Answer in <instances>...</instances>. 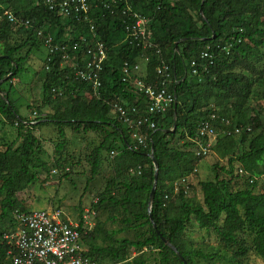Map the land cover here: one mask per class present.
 I'll use <instances>...</instances> for the list:
<instances>
[{
	"label": "trees",
	"instance_id": "1",
	"mask_svg": "<svg viewBox=\"0 0 264 264\" xmlns=\"http://www.w3.org/2000/svg\"><path fill=\"white\" fill-rule=\"evenodd\" d=\"M103 1L88 0L87 18L79 22L74 17H61L42 0H0V14L9 9L31 21V27L26 28L2 17L0 81L8 74L10 80L26 72L30 54L43 46L36 29L51 35L52 46L57 43L66 48L48 52L43 58L41 105L37 109L48 105L51 113L36 117L34 124L19 114L14 98L0 83V124L17 132V141L0 142V264L9 259V249L17 254V248L4 237L15 231V215L32 210L17 193L49 183L52 167L59 171L57 184L76 172V164L69 157L63 158L65 126L81 130L82 136L96 132L100 138L88 161L87 182L98 173L102 152L116 150L111 158L113 172L96 193L97 200L89 204L96 213V224L83 239L91 256L101 262L131 258L132 264H184L179 255L186 264L210 262L212 253L188 245L184 238L193 215L199 228H213L224 252L238 250L231 257L216 251L218 259L242 264L235 256L247 253L239 237L244 233L251 235V249L264 263V187L254 190L249 177L234 174V163L251 175L264 171V115L262 108L250 103L257 95L264 98V0H128L133 11L148 18L153 46L146 49L120 42L125 34L124 16L111 14ZM99 43L106 57L101 64V84L93 88L72 72L82 69V62L91 56L88 46ZM229 43V50L222 49ZM206 46L214 55L212 63L199 57ZM65 51L76 56L66 62L60 57ZM142 53L150 56L141 77L145 83L159 84L155 67L160 60L170 65L177 81L170 86L176 96V117L173 119L174 106L163 115H155V128L144 125L140 129V133L146 132V140L139 145L132 141L130 129L109 112L113 100L120 97L144 108L149 104L146 95L135 93L122 80L124 61H137ZM193 59L196 73L190 69ZM27 107L33 109V105ZM212 113L229 120V124L217 120L216 128L233 130L238 126L242 131L240 135L217 136L212 148L227 159V168L220 169L230 175L220 178L215 174L213 179L199 181V202L187 194L185 186H179L177 193L173 190L176 182L192 173L200 158L192 150L198 140L197 127ZM43 124L57 127L51 165L45 159L44 141L35 132ZM180 129L187 136L186 149L170 145L168 137L173 138ZM151 150L158 163V178L148 212L154 177L148 154ZM216 167L213 165L214 170ZM235 181L240 186L232 188Z\"/></svg>",
	"mask_w": 264,
	"mask_h": 264
},
{
	"label": "built area",
	"instance_id": "2",
	"mask_svg": "<svg viewBox=\"0 0 264 264\" xmlns=\"http://www.w3.org/2000/svg\"><path fill=\"white\" fill-rule=\"evenodd\" d=\"M49 9H57L61 17H74L80 22L82 18H87L90 3L88 0H42ZM104 6L110 10L111 14L124 16L121 22L124 24V37L120 42H128L132 46H141L143 49L152 47L147 28L148 18L131 9L128 0H104ZM3 15L14 25H22L30 27L31 21L27 18L17 17L10 11H4ZM39 36L42 35V30H37ZM43 42L48 47L49 52L55 49H65L63 45L52 46L53 40L50 35H44ZM84 41V38H81ZM77 43H75V46ZM232 44L224 46L222 49L229 50ZM88 46V45H87ZM207 49L202 50L199 54L201 59H208L210 63L213 62L214 55ZM157 52H159L157 50ZM87 53L91 54L82 62L83 68H75L72 74L80 76L82 79L92 84L93 88H97L101 84L102 61L106 57V52L103 49L102 43L98 46L90 48L88 46ZM76 55H70L66 51L61 53L60 57L66 60ZM144 62L149 60V56L141 55ZM65 61L63 63L66 64ZM195 59L190 63L193 67L192 72L195 73L197 69ZM142 67L136 61H124L123 63V77L129 88L135 93H142L149 99V104L145 109H139L136 106H130L128 102L120 104L113 103V109L123 123L133 128L132 136L136 138L138 143H142L144 136L139 134V128L147 125L148 128H154L155 123L150 119L152 115H163L168 111L176 100L175 93L169 88L170 84L177 81L172 76L170 65L163 60L155 67L157 75L161 76L159 84L145 83L140 77L135 76L144 75L141 73ZM217 117L211 114L208 119L200 122L198 126V134L201 141H198L195 150L196 155H206L216 138L217 130L215 128V121ZM221 122L228 124L229 121L224 118H219ZM247 131L250 130L248 126ZM242 129L235 126L233 132L239 134ZM223 133L229 131L223 130ZM238 174H243L242 169H238ZM249 181L256 182L258 188L264 187V172L256 175H250ZM89 210L86 209L82 215L83 226L90 227ZM17 225L12 234H5L4 237L8 242L13 244L17 249V254H14L11 249L8 250L9 259L1 264H101L95 257L91 256L87 250L86 245L82 242L80 231L78 230L79 223L73 222L67 218L61 219L59 210L47 212L43 209L31 210L29 213L16 214Z\"/></svg>",
	"mask_w": 264,
	"mask_h": 264
},
{
	"label": "rangeland",
	"instance_id": "3",
	"mask_svg": "<svg viewBox=\"0 0 264 264\" xmlns=\"http://www.w3.org/2000/svg\"><path fill=\"white\" fill-rule=\"evenodd\" d=\"M46 49L44 46L33 51V55L30 54L25 66L27 70L25 73L20 74L18 77H11L10 74L0 83L2 87L10 93V98H14L15 105L18 108L19 114L27 119L34 118L32 114L33 110H36L37 116L51 113L50 106L41 105L42 96V84H41V68L43 66V58L45 56ZM32 55V56H31ZM264 63V57L261 59V63ZM10 75V76H9ZM8 80V81H6ZM195 88V87H194ZM3 94V93H2ZM256 108H262V114L264 115V98L261 99L260 95L250 99V103H253ZM27 105H33L34 109H30ZM109 114H112L111 111ZM66 134V147L64 149L63 158L68 157L75 163L74 169L76 172L71 174L67 179H62L60 184H57L59 171L53 172L51 168V178L49 183L43 187L39 185H33L25 189L23 192L17 193L18 197L24 200L25 206L30 209H47L51 207H58L61 209L64 215L68 216L73 222H75L78 210L87 208L91 204L92 200L96 197V193L102 190L105 184L106 178L112 174V161L109 157L110 152H102V160L100 163V169L91 182H87L86 179L89 176V160L92 159V150L100 142V138L96 132L83 133L81 130H74L71 127L65 126ZM56 130V131H55ZM40 138L44 141V147L46 150L45 159L51 165L54 158V143L56 140L57 127L51 124H43L36 128L35 131ZM17 132L15 128L9 125L0 124V142L17 141ZM169 138L170 145L177 148L186 149L187 136L180 129L173 138ZM116 150H114L115 154ZM217 164L215 170L213 165ZM197 170L193 171L184 182H177L178 186L187 187V194L195 197L199 202L202 200V193L200 189L199 181L206 179H213L215 174H218L220 178L229 177L228 173L221 170V167L227 168V159L219 155L217 150H212L211 153L205 157L196 160L195 164ZM234 169V168H233ZM232 175V174H231ZM52 181H54L52 183ZM51 183V184H50ZM47 186V187H46ZM240 184L235 181L232 188H236ZM45 189V191L43 190ZM95 194V195H94ZM7 221L5 226L7 227ZM239 237L243 239V246L247 248L245 255L235 256L242 264H264L262 260L253 253L251 249L252 240L251 235L239 233ZM184 238L188 242V245L201 249L204 253H212L210 262L205 264H231L225 260L218 259L215 255L216 251L224 252L220 246V241L213 228H199L194 221L192 215L191 220L187 223ZM237 249L225 250L226 256H232ZM131 258L126 260L109 261L103 260L104 264H132Z\"/></svg>",
	"mask_w": 264,
	"mask_h": 264
},
{
	"label": "clouds",
	"instance_id": "4",
	"mask_svg": "<svg viewBox=\"0 0 264 264\" xmlns=\"http://www.w3.org/2000/svg\"><path fill=\"white\" fill-rule=\"evenodd\" d=\"M4 11H10L11 13H13L11 10H9V9H5V10H3V12H2V14H0V21H1V19H2V17L3 16H5V15H3V13H4ZM14 14V13H13ZM15 15V14H14ZM16 16V15H15ZM23 15H20L19 17H22ZM6 17V16H5ZM18 17V16H17ZM13 24V23H12ZM14 25V24H13ZM30 27H31V25H30ZM27 28H29V27H27ZM42 28H40V29H36V36L38 37V38H41V39H43V37L42 36H44V35H49V34H44L43 33V31H42V35L41 36H39L38 34H37V30H41ZM34 30H35V28H34ZM149 32V36H150V38H151V31L149 30L148 31ZM51 36V35H50ZM53 39V38H52ZM151 43H152V41H151ZM43 46H44V48L46 49V53H45V56H47V54H48V52H49V49H48V47L44 44V42H43ZM152 46H153V43H152ZM139 47V46H138ZM141 47V46H140ZM207 47L208 46H206V49H207ZM210 47V46H209ZM148 48H150V47H148ZM144 49H146V48H144ZM203 50H205V49H203ZM208 50H209V48H208ZM202 51V50H201ZM200 51V52H201ZM210 51V50H209ZM141 55H143V56H146V55H148V54H144V53H142ZM139 56L138 57V59H137V61L136 62H138V63H140V66L142 67V71H141V73H143V74H145V68H146V65H147V63L149 62V60L147 61V62H144V59H142V58H140V57H142V56ZM149 56V55H148ZM149 59H150V56H149ZM214 59V58H213ZM196 64V63H195ZM63 65H65V63H63ZM195 67V66H194ZM204 67H205V65H204ZM190 69L192 70L193 69V67H191L190 66ZM197 72V71H196ZM195 72V73H196ZM142 76H144V75H142ZM142 76H137V78L138 77H142ZM157 76H159V75H157ZM172 76L175 78V75H174V73L172 74ZM143 81H144V78H141ZM160 80H161V76H160ZM176 80V79H175ZM174 84V83H173ZM172 84H170L169 85V88H170V86H171ZM125 101L126 102H128L126 99H124V98H122V97H120V98H117V99H115V100H113V103L114 102H118V103H120V104H124L125 103ZM113 103L111 104V109H110V111H111V113L112 114H110L112 117H117V119H118V121L121 123V124H123L124 126H126V127H128L129 129H130V133H131V139H132V141H135L136 140V138H134L133 136H132V133H133V128L132 127H129L126 123H123L122 121H121V119L119 118V116H118V114H116L115 112H114V109H113ZM129 104H130V106H136V107H138L139 109H145L144 107H142L141 105H137V104H131L130 102H128ZM174 105H176V100H175V102L173 103V106ZM34 109V108H33ZM174 109V108H173ZM176 109V108H175ZM174 111V110H173ZM167 112V111H166ZM165 112V113H166ZM110 113V112H109ZM32 114L34 115V118H32V119H30V118H28V123L29 124H34L35 122H37V120H35V118L36 117H40V114L37 116V112H36V110H33L32 111ZM212 114H215V113H212ZM216 115V114H215ZM155 115H152L151 117H150V119L152 120V118L154 117ZM175 117H176V114H173V119H175ZM216 117H217V120H219V118H218V116L216 115ZM221 119V118H220ZM216 120V121H217ZM228 120V119H227ZM153 121V120H152ZM215 121V122H216ZM220 121V120H219ZM229 121V120H228ZM221 122V121H220ZM155 123V122H154ZM221 123H224V122H221ZM175 124V123H174ZM229 124V123H228ZM214 125H215V123H214ZM144 126V125H143ZM142 126V127H143ZM199 126V125H198ZM142 127H140L139 128V134H141L142 136H144V140H143V142L142 143H138L139 145H141V144H144V142H145V140H146V132L145 133H140V129L142 128ZM174 127V125H172V128ZM217 126H215V128H216ZM155 128V127H154ZM171 128V129H172ZM150 129V128H149ZM170 129V130H171ZM226 130V131H229V133H223V130ZM234 129V128H233ZM216 130H217V135H216V138H214V140H213V144L210 146V149H209V151L207 152V154L206 155H208L209 153H211L212 152V150H213V148H212V146L216 143V141H217V136L218 135H229V134H236V133H234L233 132V130H231V129H227V128H221V129H219V128H216ZM250 131V130H249ZM241 133V132H240ZM240 133L239 134H236V135H240ZM197 136H198V140H196V146L192 149V150H194V153H195V150H196V148H197V143H198V141H201V138L199 137V134H198V127H197ZM137 141V140H136ZM138 142V141H137ZM133 147H135V146H133ZM152 151V150H151ZM110 152V155H109V157L110 158H112V156L114 155V150H110L109 151ZM206 155H203V156H199V155H196V153H195V156H198V157H200V158H202V157H205ZM238 164L237 163H234V166H235V171H234V174L235 175H238V176H240V177H243V175H246L247 177H251L250 175L251 174H249L248 172H245V171H243L244 173L243 174H238L237 173V171H238V169L239 168H237L236 166H237ZM197 170V168H196V166L193 168V170H192V172L193 171H196ZM53 172H57V170H53ZM264 172V171H263ZM262 172V173H263ZM259 174H261V173H259ZM259 174H256V175H259ZM189 176V175H188ZM188 176H186V177H184V178H182L181 179V182H184L185 180H186V178H188ZM248 181H249V178H248ZM177 183V182H176ZM176 183H175V188H174V190H173V193H177L178 192V185H176ZM249 183H251L250 181H249ZM252 184H254V190H259L260 188H258L257 187V185H256V182H252ZM185 187H186V189H187V187H188V185L186 184L185 185ZM168 195H165V197H167ZM97 200V197H95L94 199H93V201H96ZM86 209H88L89 210V219H90V222H91V226L90 227H84V228H82V226H83V218H82V215H83V213L85 212V210ZM32 210H38V209H32ZM43 210H46L47 212H52V211H54V210H59V212H60V217H61V219H67V218H69L68 216H66V215H64L63 214V212L61 211V209L60 208H58V207H51L49 210H47V209H43ZM75 216H76V219H75V221L76 222H78L79 223V226H78V230L80 231V235H81V239H82V242L86 245V247H87V250L86 251H88V253H89V246H88V243L83 239V235L84 234H86L89 230H92L93 228H94V226H95V224H96V213H95V211H94V208L93 207H91V205H89V206H87V208H82V209H80V210H78L77 211V213L75 214ZM70 219V218H69ZM194 221H195V219H194ZM196 222V221H195ZM197 223V222H196ZM177 249V248H176ZM179 253V252H178ZM99 261V260H98ZM100 263L101 264H104V262H101L100 261Z\"/></svg>",
	"mask_w": 264,
	"mask_h": 264
},
{
	"label": "water",
	"instance_id": "5",
	"mask_svg": "<svg viewBox=\"0 0 264 264\" xmlns=\"http://www.w3.org/2000/svg\"><path fill=\"white\" fill-rule=\"evenodd\" d=\"M175 108H176V105H174V114H176V111H175ZM174 128H175V124H174V127L171 129V131H174ZM149 157H151L152 159V162H153V167H154V177H153V183H152V187H151V190H150V193H149V198H148V204H147V210L148 212L150 211V208H151V204L153 202V198H154V194H155V189H156V183H157V178H158V163L156 161V159L154 158L153 156V153L152 151H150L149 153ZM159 233V232H158ZM160 234V233H159ZM161 238L162 240L168 245L170 246L178 255V251L176 249V247L171 243L169 242L164 236L161 235ZM179 257L183 260V263L186 264L185 260L183 257H181L179 255Z\"/></svg>",
	"mask_w": 264,
	"mask_h": 264
}]
</instances>
